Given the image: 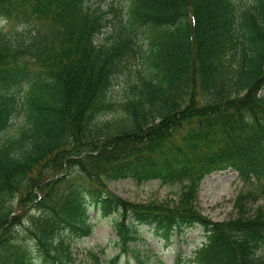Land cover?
Segmentation results:
<instances>
[{
  "label": "trees",
  "instance_id": "obj_1",
  "mask_svg": "<svg viewBox=\"0 0 264 264\" xmlns=\"http://www.w3.org/2000/svg\"><path fill=\"white\" fill-rule=\"evenodd\" d=\"M113 10L117 33L99 43L110 20L90 0H0V20L21 30L0 33V139L19 111L27 123L0 142V264H71L66 236H90L92 210L119 216L112 264L121 252L148 264L137 250L143 226L168 242L203 230L174 264H264L263 205L237 199L240 214L215 221L198 204L215 172L264 185V0H130L126 14ZM136 53L147 67L125 114L99 120L118 106L111 90ZM124 179L182 191L173 204L131 201L109 188ZM14 201L36 211L27 224Z\"/></svg>",
  "mask_w": 264,
  "mask_h": 264
},
{
  "label": "rangeland",
  "instance_id": "obj_2",
  "mask_svg": "<svg viewBox=\"0 0 264 264\" xmlns=\"http://www.w3.org/2000/svg\"><path fill=\"white\" fill-rule=\"evenodd\" d=\"M242 1L249 2L250 0ZM90 4L104 11L107 20H110L104 31L97 37V42L109 43L117 33L115 11H111V8L116 10L121 8L126 14L125 10L127 11L130 0H90ZM19 31H21L20 28L14 23L0 20L1 34L15 37ZM140 35L144 37V34ZM146 67L145 60L140 53H136V57L131 59L129 69L118 73L111 90V98L118 106L115 110L101 115L99 120L111 122L120 119L125 114V110L120 104L133 97L135 92L133 87L139 81V77L144 73ZM22 97L23 90H20L16 93L18 107L22 105ZM26 125L25 114L19 111L14 118V125L2 135L0 142L8 137L19 135L21 130L26 128ZM109 188L119 196L131 201H169L172 204L178 201L182 191L181 184H163L159 180L137 183L132 179H124L110 182ZM237 199L246 203V208L252 211L259 205L264 206V185L252 186L243 183L238 172L233 169L212 173L206 176L200 185L199 208L212 220L223 221L237 217L240 214ZM13 204L14 213L20 215L23 222L25 221L27 224L29 212L34 210H20L16 201ZM91 215L94 230L90 236H66L67 240L70 241L72 255L75 258L71 264H93L95 256H99L104 264H112L111 259L120 252V245L117 244L118 233L115 227V221L119 216L114 214L103 217L97 210H92ZM140 230L143 231L142 239L137 243V250L140 252L141 258L148 261V264H174L177 253H183L184 256L191 254L204 241V232L199 227L185 229L180 234L176 233L170 242L148 226H143ZM26 235H28L27 232ZM126 262L138 264L132 255L121 252L117 264H125Z\"/></svg>",
  "mask_w": 264,
  "mask_h": 264
}]
</instances>
